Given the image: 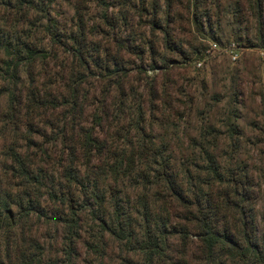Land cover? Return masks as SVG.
<instances>
[{"label":"trees","instance_id":"obj_1","mask_svg":"<svg viewBox=\"0 0 264 264\" xmlns=\"http://www.w3.org/2000/svg\"><path fill=\"white\" fill-rule=\"evenodd\" d=\"M57 1L15 0L17 10L12 9L7 14L3 11V16H0V97L4 91L10 92L8 119L17 133L25 127L28 147L34 148L23 153L18 150V142L12 144L5 153L10 158H4L3 167H0V264H78L76 254L81 219L76 208L77 198H80V192L95 200L101 198L99 179L96 176L91 179V175L96 174V167L106 170L107 166L110 175L105 177L110 176L115 183L129 178L142 181L143 191L139 195L142 203L136 210L137 215L147 221H158L154 226H148L139 245L145 264H264V230L258 227L257 222L256 177L249 165L238 160L230 161L228 165L223 163L222 157L216 153L220 138L205 126L200 127L197 139H189L186 143L188 152L182 155L164 150L166 145L158 140L160 133H154L156 126L160 129H166L167 124L176 126L175 117L183 118L181 113L187 112V107L170 91L169 83L172 81L166 82L171 74L168 69L163 71L162 82H159L160 76L154 75L147 83L145 105L139 104L137 108L138 116L142 118L138 119L140 126L143 125L141 129L135 128L137 139L133 142V125L126 123L125 112L128 109L133 114L132 119L135 117L134 103L130 102L133 97L128 92L136 89L123 65L103 68V78L117 77L118 80L115 95L111 96L110 89L104 94L101 92L103 113L95 119L99 131L94 128L85 131L82 127L84 108L90 97L85 84L89 80L88 73H92L86 58L89 51L87 38L91 33L81 12L82 0L74 5L76 29L69 38L63 30L52 32L42 29L55 50L56 46H64L67 38L71 42L74 60L69 75L64 68L56 71V67L49 65L57 51L52 54L37 44L13 40L20 26H25L22 19L33 11L43 14L49 18L50 24L55 25L51 13ZM191 2L190 7L195 6L192 26L200 34L198 10L203 0ZM209 3L210 0H205L206 5ZM156 4V1L152 3L153 31L160 29L169 43L171 17L169 15L170 21L162 27L156 18ZM236 5L237 17L244 22L249 13L257 30L262 31L264 0H237ZM235 42L245 48V45ZM221 45L224 47L226 44ZM38 65H41L39 73ZM240 94L239 90L235 91V96ZM147 110L152 119L159 118L157 125L152 121L148 124L150 135L144 132ZM48 121L57 133L36 143L33 140L35 133ZM126 124L129 127H125ZM113 129L114 137L100 136L102 131L106 133ZM232 129V132H237L238 126L232 123ZM110 143L115 147L111 149ZM125 145L129 146V151ZM110 158L113 162L106 163ZM8 172L17 176V184L8 177L4 179ZM92 180L93 187L89 193L81 190L85 184L89 189ZM55 181L57 186L51 184L52 187L48 188L46 182ZM45 190L51 205L61 203V208L57 209L58 221L63 225L64 235L61 251L59 249L54 257L47 256L44 245L40 247L36 239H32L35 241L34 251H19L17 247L19 219L13 207L24 210V203L20 200L29 192L27 203L31 209L33 199L38 200V204L42 203L39 196L42 198ZM156 203L160 204L158 210ZM126 216L130 218L132 215H126L124 207L116 201L110 220L112 224L106 227L108 223L103 222V227L116 239H127L130 244L132 237L139 243L133 233L127 231L130 220ZM3 234L6 235L4 245ZM176 236V243L170 242ZM103 259L99 257L98 264H105Z\"/></svg>","mask_w":264,"mask_h":264},{"label":"rangeland","instance_id":"obj_2","mask_svg":"<svg viewBox=\"0 0 264 264\" xmlns=\"http://www.w3.org/2000/svg\"><path fill=\"white\" fill-rule=\"evenodd\" d=\"M77 1H57L51 13L56 26L50 24L49 18L43 14H36L33 11L26 19H22L25 26H20L19 33L13 37V40L37 44L52 54L57 51L48 63L51 67H56V71H62L64 68L69 75L74 52L68 38L76 29L77 19H73V16ZM154 1L157 3L156 18L162 27L167 25L171 17L169 43L165 41L164 33L160 29L153 31L151 21L154 17L152 5ZM236 1L210 0L209 5H206L203 0L198 10L201 30L198 34L192 26L194 22L192 11L195 6L190 7L193 2L191 0H82L81 12L85 15L86 25L91 33V36L87 38L89 51L86 58L92 69V73H88L89 80L85 84V90L89 91L90 97L88 105L84 108L82 127L85 131L93 128L99 131L95 119L103 113L100 108L101 92L104 94L110 89L111 96L115 95L118 80L117 77L103 78V68L108 66L113 69L118 64L123 65L129 72L130 80L136 89L135 92H128L133 97L130 102L134 103L135 117L132 119L133 114L128 109L125 112L126 123L133 125L131 135H133V142H136L135 128L141 129L143 125L140 126L139 120L142 118L138 116L137 108L139 104L145 105L147 83L154 75L160 76L159 82H162L163 71L168 69L171 74L166 82L172 81L169 83L170 91L182 105L187 107V112L181 113L184 114L183 118L175 117V121L170 117L176 126L167 124L166 129L155 127L154 133H160L158 140H162L161 144L166 145L163 149L178 155L187 154L186 143L191 138L199 137L200 127L205 126L211 129L212 134L220 138L216 153L222 157L223 163L228 165L230 161H243L254 173L258 197L257 222L258 227L264 230V55L262 54L264 28L262 31L257 30L249 13L245 17L246 20L242 22L235 13ZM14 2L15 0L11 2L0 0V16H3V11L7 14L12 9L17 10ZM207 9L210 11L208 12ZM13 13L15 16V12ZM42 29L52 32L63 30L68 37L63 42L64 46H56L57 50H55L49 36ZM228 41H237L245 45V51L238 61L232 62L229 55L223 52L208 53L211 43L227 45L230 43ZM198 63H201L200 67ZM75 65L78 67L77 63ZM40 68L41 65H38V73ZM154 68L157 69L153 70ZM65 79L67 81L66 75ZM236 90L240 91L239 96H235ZM10 99L11 94L8 90L2 92L0 167H3L4 158H10L5 153L12 144L18 142V150L23 153L34 149L32 146V148L28 147L25 127L17 133V129L13 128L8 119L6 112L10 106ZM127 115H130V118H127ZM144 118L143 122L146 123L144 132L150 135L152 133L148 124L152 121L153 125H157L159 118L152 119L148 110ZM51 120L54 119L51 118ZM44 123L46 124L41 126L33 137L36 143L50 139L57 133V130L50 127V121ZM232 123L238 126L237 132L230 130ZM125 127L129 125L126 124ZM144 132L140 131L141 134ZM106 133L102 131L100 136L114 137L115 130L106 131ZM109 146L111 149L115 147L111 143ZM125 148L126 151L130 149L127 145ZM105 162L110 164L113 161L110 158ZM96 163L95 161L94 165ZM107 168L108 166L106 170H99L96 167V174L91 175V179L94 176L99 179L98 192L100 191L103 196L95 200L89 194L84 195V192H80V198H77L76 208L81 219L77 262L78 264H98L99 257H103L105 264H145L139 245L146 235L148 226H154L158 221L153 219L147 221L137 215L136 210L141 208L142 203L139 195L144 185L136 178L115 183L110 176L105 177L110 175ZM7 177L17 184V176L8 172L4 179ZM93 181L89 189L85 184L81 190H88L89 193L93 187ZM46 184L48 188H51V184L57 186V181L46 182ZM39 198L42 203L38 204V200L33 199L34 206L28 209L27 202L30 200V194L27 192L20 200L24 203V210L19 211L15 206L13 207L14 214L19 219L16 230V233L18 231L17 247L19 251H34L36 250L35 241L32 239H36L40 247L44 245L46 255L54 257L59 249L61 251L64 235L63 225L58 221L61 203L51 205L52 202L46 190L44 196ZM151 199L154 201L152 197ZM116 201L124 207L126 215L131 213L130 218L126 216V219L130 220L127 231L133 233L140 241L139 243L132 237L130 244L127 239H116L103 227V222L108 223L106 227L111 226L110 220ZM159 205L156 203L157 210ZM5 237L6 235L3 234V245ZM177 240L176 236L174 239L171 238L170 242L175 244Z\"/></svg>","mask_w":264,"mask_h":264},{"label":"built area","instance_id":"obj_3","mask_svg":"<svg viewBox=\"0 0 264 264\" xmlns=\"http://www.w3.org/2000/svg\"><path fill=\"white\" fill-rule=\"evenodd\" d=\"M245 48L240 47L237 43L231 42L224 47L219 45L218 43H211L208 49V53H215V52H223L228 54L232 62H236L240 59L243 55ZM264 55V52H262ZM198 66H201V63H198Z\"/></svg>","mask_w":264,"mask_h":264}]
</instances>
